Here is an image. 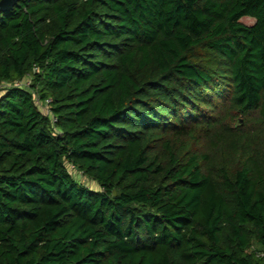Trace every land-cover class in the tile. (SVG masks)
Segmentation results:
<instances>
[{"label": "trees", "instance_id": "16d2710c", "mask_svg": "<svg viewBox=\"0 0 264 264\" xmlns=\"http://www.w3.org/2000/svg\"><path fill=\"white\" fill-rule=\"evenodd\" d=\"M0 264H264V0L1 10Z\"/></svg>", "mask_w": 264, "mask_h": 264}, {"label": "rangeland", "instance_id": "374dc122", "mask_svg": "<svg viewBox=\"0 0 264 264\" xmlns=\"http://www.w3.org/2000/svg\"><path fill=\"white\" fill-rule=\"evenodd\" d=\"M30 79L29 76H25L24 80ZM69 171L72 173V175L78 179L79 181L85 183L86 185H89L91 187H97V184L93 181L90 180L88 177H86L84 174H82L80 171H78L76 168H74L71 164L66 163Z\"/></svg>", "mask_w": 264, "mask_h": 264}, {"label": "built area", "instance_id": "2783aa9c", "mask_svg": "<svg viewBox=\"0 0 264 264\" xmlns=\"http://www.w3.org/2000/svg\"><path fill=\"white\" fill-rule=\"evenodd\" d=\"M25 77H22L21 79H16L14 81L13 84L15 85H27L29 82H30V79L28 80H24ZM34 98H35V101L39 104V106L41 107V109L45 112V113H48L50 114V111H49V98H45V99H39L36 95H34Z\"/></svg>", "mask_w": 264, "mask_h": 264}, {"label": "water", "instance_id": "95a60500", "mask_svg": "<svg viewBox=\"0 0 264 264\" xmlns=\"http://www.w3.org/2000/svg\"><path fill=\"white\" fill-rule=\"evenodd\" d=\"M17 0H0V11L13 6Z\"/></svg>", "mask_w": 264, "mask_h": 264}]
</instances>
